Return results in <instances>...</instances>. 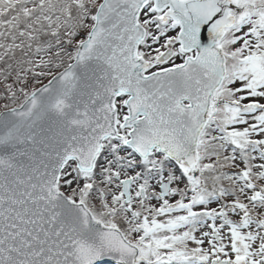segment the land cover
Listing matches in <instances>:
<instances>
[{"label": "snow or ice", "instance_id": "6c2138e0", "mask_svg": "<svg viewBox=\"0 0 264 264\" xmlns=\"http://www.w3.org/2000/svg\"><path fill=\"white\" fill-rule=\"evenodd\" d=\"M0 264H264V0H0Z\"/></svg>", "mask_w": 264, "mask_h": 264}]
</instances>
